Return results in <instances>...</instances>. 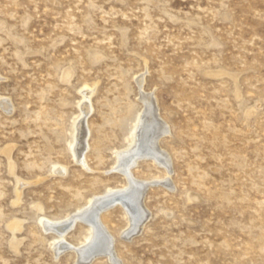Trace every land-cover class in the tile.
Here are the masks:
<instances>
[{
    "label": "rangeland",
    "instance_id": "374dc122",
    "mask_svg": "<svg viewBox=\"0 0 264 264\" xmlns=\"http://www.w3.org/2000/svg\"><path fill=\"white\" fill-rule=\"evenodd\" d=\"M149 114L146 217L110 203L113 254L85 259L65 227L130 188ZM0 264H264V0H0Z\"/></svg>",
    "mask_w": 264,
    "mask_h": 264
},
{
    "label": "bare ground",
    "instance_id": "6f19581e",
    "mask_svg": "<svg viewBox=\"0 0 264 264\" xmlns=\"http://www.w3.org/2000/svg\"><path fill=\"white\" fill-rule=\"evenodd\" d=\"M86 94H87V92H86ZM147 96H149V95H147ZM147 98H148V102H149L150 97H147ZM152 102L151 101L149 102V109L148 110L150 112L152 109V107H151ZM85 108L82 110V112L83 111L86 112L88 107L86 106ZM150 114H152V113H150ZM148 118H149L148 116L147 117L145 116L144 118H143V116H139V119L137 121V123H138L137 128L134 132V137H133V141H132V148L127 150V151H124L122 153H119V155H118V164H119L118 169L121 172H123L124 175H126L128 181H130V183H131L130 188L128 187L127 190H124L121 192H114V194L112 193V194H109L106 196H100V197L96 196V197L91 198L90 201L88 202V204L86 205V207L83 210L78 212L79 215L72 217V220H70L69 223L65 227L66 229L72 227L74 222L77 219H81V220L88 223L89 229L91 231V236L88 238L87 244L84 243L85 246L82 247V251H79V252H82V254L84 256L83 258H85V259L88 257H92L94 255L97 256V254H106V255L113 254L112 250L110 248V246H111L110 241L111 240L109 239V236H108L109 233H107V231L105 230V226L100 223V214L102 212H104V210L106 211V208L109 206L110 203L112 204V203H116L117 201L118 202L119 201H123V202L125 201L124 203H126V205L129 208H131V210L133 211V217H134L136 225L138 223L140 224L141 221L144 219V217H146L145 211L141 205V203H142L141 202L142 192H143V189H144L143 187L145 184L142 182H138V181L134 180L132 177H130L131 176L130 170L132 169L131 166H133V164L137 162V158L139 157V155L141 157V155L144 156V155L150 154V155H152V157L155 160L158 161V158L155 157V154H156V156L158 154L157 149L155 147L156 146L155 145V139L157 136H159V134L166 131V128H164V126L161 123H159L161 121H158L153 116H151L150 121H148ZM83 124L78 125V128H77V130H81V131H78L79 135H80L78 138H79L80 143L82 144V149H80L78 153H76V152H74V153H76L75 156L77 157V160L80 163L82 162L84 164L83 153H84V150L86 147V145H84V144H85V140L87 137V133H86L87 130L85 132V130H84L85 126ZM147 126H150L149 130H147ZM76 143H78V142H76ZM75 149H76V146H75ZM159 159H160V156H159ZM161 163H164V162H161ZM56 171H58V170H56ZM58 172H63V171L61 169ZM59 228L61 229V228H63V226L59 227ZM132 229H134V227ZM59 238H63V235H60ZM86 245H88L87 248H84V247H86Z\"/></svg>",
    "mask_w": 264,
    "mask_h": 264
}]
</instances>
